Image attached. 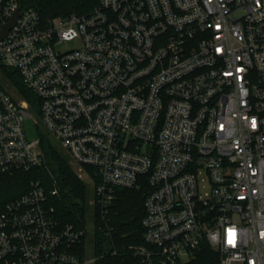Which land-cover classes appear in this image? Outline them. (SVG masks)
Masks as SVG:
<instances>
[{"label":"built area","instance_id":"built-area-1","mask_svg":"<svg viewBox=\"0 0 264 264\" xmlns=\"http://www.w3.org/2000/svg\"><path fill=\"white\" fill-rule=\"evenodd\" d=\"M0 64L38 98L36 114L0 80V176L45 164L32 118L105 222L117 189L146 183L137 264H189L205 244L216 264H264V0H98L48 18L0 0ZM88 231L32 181L0 211V264H89Z\"/></svg>","mask_w":264,"mask_h":264},{"label":"trees","instance_id":"trees-1","mask_svg":"<svg viewBox=\"0 0 264 264\" xmlns=\"http://www.w3.org/2000/svg\"><path fill=\"white\" fill-rule=\"evenodd\" d=\"M25 7L35 6L44 18L88 14L98 0H20ZM1 83L15 87L38 114V98L14 68L0 64ZM45 164L30 170H18L0 176V211L4 206L30 189L31 181H41L48 192V203L65 223L89 225L84 247L88 257H95L89 264H137L132 246L144 243L145 199L149 188L144 183L136 188H119L109 211L107 222L100 217L99 208L91 205L94 193L89 185L74 172L70 157L55 142L43 125H38ZM56 190V193L53 191ZM102 227V229H100ZM217 251L205 244L189 264H216Z\"/></svg>","mask_w":264,"mask_h":264},{"label":"rangeland","instance_id":"rangeland-1","mask_svg":"<svg viewBox=\"0 0 264 264\" xmlns=\"http://www.w3.org/2000/svg\"><path fill=\"white\" fill-rule=\"evenodd\" d=\"M0 80H2V75L0 73ZM7 88H9L10 92L18 99L21 100L23 99V97L21 96V94L16 91L15 87H11L8 83L5 84ZM26 131H27V135L29 136V138L31 139H35L37 138L39 135L38 133V127L34 124V120L32 118H29L26 120ZM66 155H68L70 157V164L72 169L74 170V172L77 174L79 172V168L78 166L75 164L74 160L72 159V157L70 156V154H68L65 150L61 149ZM83 179L88 185L89 188L91 189V191L93 192V186L91 184V182H89L90 180L87 178V176H83ZM32 181H36V180H32ZM31 181V182H32ZM91 205H94L92 202V198L90 200Z\"/></svg>","mask_w":264,"mask_h":264},{"label":"water","instance_id":"water-1","mask_svg":"<svg viewBox=\"0 0 264 264\" xmlns=\"http://www.w3.org/2000/svg\"><path fill=\"white\" fill-rule=\"evenodd\" d=\"M15 19L13 20V22L15 21ZM11 25H12V23H10L9 25L6 26L4 34H6L7 30L11 27Z\"/></svg>","mask_w":264,"mask_h":264}]
</instances>
